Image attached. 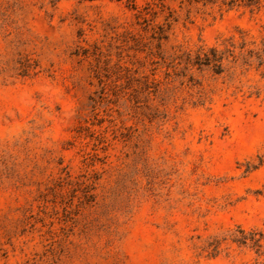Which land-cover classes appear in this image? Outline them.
I'll return each mask as SVG.
<instances>
[{"label":"rangeland","instance_id":"1","mask_svg":"<svg viewBox=\"0 0 264 264\" xmlns=\"http://www.w3.org/2000/svg\"><path fill=\"white\" fill-rule=\"evenodd\" d=\"M230 1L0 0V264H264V0Z\"/></svg>","mask_w":264,"mask_h":264},{"label":"trees","instance_id":"2","mask_svg":"<svg viewBox=\"0 0 264 264\" xmlns=\"http://www.w3.org/2000/svg\"><path fill=\"white\" fill-rule=\"evenodd\" d=\"M210 1V0H206ZM238 0H231L230 2L234 3ZM247 5H259L261 0H241ZM233 43H229L227 48L224 51H220L216 46H211L208 49L204 47L199 48L197 52V63L200 65H212L215 72H221L223 68V60L226 58V55L229 53L233 54L232 49ZM240 237H235L233 240L239 242L240 244H250L257 249L259 254H264V233L262 231L251 230L245 232L240 229Z\"/></svg>","mask_w":264,"mask_h":264}]
</instances>
